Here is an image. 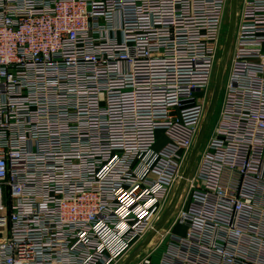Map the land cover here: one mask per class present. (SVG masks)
<instances>
[{"label":"built area","instance_id":"1","mask_svg":"<svg viewBox=\"0 0 264 264\" xmlns=\"http://www.w3.org/2000/svg\"><path fill=\"white\" fill-rule=\"evenodd\" d=\"M227 1L0 0V264H264V0H240L216 130L140 247L202 126Z\"/></svg>","mask_w":264,"mask_h":264},{"label":"rangeland","instance_id":"2","mask_svg":"<svg viewBox=\"0 0 264 264\" xmlns=\"http://www.w3.org/2000/svg\"><path fill=\"white\" fill-rule=\"evenodd\" d=\"M229 1V0H228ZM227 1V7L225 10V15H224V24H223V30L222 33L219 37V46L217 47V65L214 69V73L212 75L211 81H210V85L208 86V88L206 89L205 92V105H204V119L207 117V112L209 110H211V114L207 117V124L206 127H203L204 124V119H203V123L202 126L199 128V131L196 135V139L194 142V146L196 144L197 139L199 138V136L201 135V139H200V145H199V149L198 152L196 154L195 160L192 164V167L188 173V175L193 172L194 174L197 172V167H198V160L199 158L202 156V154L205 152V150L208 147V140L211 138V135L214 134L218 121L220 119L221 116V112L223 109V104H224V96H225V91H226V83H227V77H228V70H229V66H230V54L231 52H227V57L224 63V69L222 71V76H221V81L220 83L217 85V73H218V68L222 59V52L224 49V44H225V39H226V35H227V30H228V26H229V13H230V9H229V2ZM239 3L240 0L236 1V9H239ZM235 25V23H234ZM234 29L233 28V33H232V38H233V34H234ZM232 41V39H231ZM228 59V62H227ZM226 68V69H225ZM193 146V148H194ZM192 149L188 150V152L185 155L184 161L182 163V169H180V175L181 172L184 173L185 169L187 168L188 164H189V159L191 157V153H192ZM177 187V181L176 183L172 186V189L169 190L168 192V196H171L175 193L174 189ZM164 203H171L170 201L164 202ZM163 203L162 205V209L163 210L165 208V204ZM171 216H174L173 214H171ZM171 216L166 217L165 220L168 219V222H163L159 228L155 229L153 228V235L151 237V239L149 241H151V244L148 245V247H146L144 249L145 250H149L152 247H157L160 244L161 239L163 238V236L165 235L166 230L170 227L172 219ZM171 219V220H170ZM151 233V232H150ZM148 248V249H147ZM159 250H157V252L154 254V256L151 258V261L153 264H158L160 257H161V253L162 250L160 248H157Z\"/></svg>","mask_w":264,"mask_h":264},{"label":"water","instance_id":"3","mask_svg":"<svg viewBox=\"0 0 264 264\" xmlns=\"http://www.w3.org/2000/svg\"><path fill=\"white\" fill-rule=\"evenodd\" d=\"M236 1L237 0H229V9H230V13H229V26H228V30H227V35H226V39H225V44H224V49H223V52H222V59H221V62H220V65H219V68H218V73H217V85L220 83L221 81V76H222V71L224 69V63H225V60H226V57H227V52L229 51V48H230V43H231V39H232V33H233V28H234V23H235V11H236ZM211 114V110H209L207 112V117ZM205 118L204 119V124H203V127H206V124H207V120L208 118ZM200 139H201V135L199 136V138L197 139L196 141V144L192 150V153H191V157L189 159V164L187 166V168L185 169L183 175H182V179L174 193V196L171 200V203L169 205V207L167 208L166 212L163 214L161 220L158 222L157 226L155 229L159 228V226L165 221L166 217L168 216V213L172 210V208L175 206L177 200H178V196L182 190V187L184 185V182H185V179L186 177L188 176V173L192 167V164L195 160V157H196V154L198 152V149H199V145H200ZM153 235V232L151 231V233H149L145 238L144 240L141 242L140 244V247L141 246H144L145 244L148 243V241L151 239ZM134 256V253H132L130 256H128V258L125 260V262L123 264H128L132 258Z\"/></svg>","mask_w":264,"mask_h":264},{"label":"bare ground","instance_id":"4","mask_svg":"<svg viewBox=\"0 0 264 264\" xmlns=\"http://www.w3.org/2000/svg\"><path fill=\"white\" fill-rule=\"evenodd\" d=\"M238 11V9H236V12ZM227 62H228V59H227ZM226 69V68H225Z\"/></svg>","mask_w":264,"mask_h":264},{"label":"crops","instance_id":"5","mask_svg":"<svg viewBox=\"0 0 264 264\" xmlns=\"http://www.w3.org/2000/svg\"><path fill=\"white\" fill-rule=\"evenodd\" d=\"M150 243H151V241H150ZM150 243H149V244H150Z\"/></svg>","mask_w":264,"mask_h":264}]
</instances>
